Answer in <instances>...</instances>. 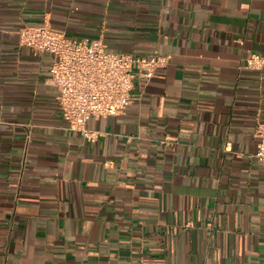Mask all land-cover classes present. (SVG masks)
<instances>
[{"label":"crops","instance_id":"0c3cea01","mask_svg":"<svg viewBox=\"0 0 264 264\" xmlns=\"http://www.w3.org/2000/svg\"><path fill=\"white\" fill-rule=\"evenodd\" d=\"M47 25L167 58L120 114L69 128ZM264 0H0V264H264Z\"/></svg>","mask_w":264,"mask_h":264},{"label":"built area","instance_id":"2783aa9c","mask_svg":"<svg viewBox=\"0 0 264 264\" xmlns=\"http://www.w3.org/2000/svg\"><path fill=\"white\" fill-rule=\"evenodd\" d=\"M20 43L52 56L48 82L58 92L57 102L70 129L93 141L90 120L122 113L135 99L134 80H148L167 64L156 51L150 56L106 50L101 41L71 38L47 25L24 26ZM251 69H261L264 59L252 55L246 60ZM254 157L264 163V124L255 129Z\"/></svg>","mask_w":264,"mask_h":264}]
</instances>
